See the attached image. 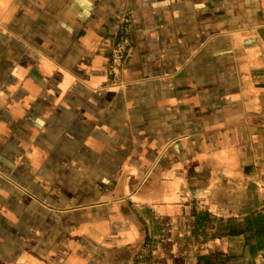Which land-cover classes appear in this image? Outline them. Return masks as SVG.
<instances>
[{
    "label": "crops",
    "instance_id": "0c3cea01",
    "mask_svg": "<svg viewBox=\"0 0 264 264\" xmlns=\"http://www.w3.org/2000/svg\"><path fill=\"white\" fill-rule=\"evenodd\" d=\"M204 258L264 264V0H0V264Z\"/></svg>",
    "mask_w": 264,
    "mask_h": 264
},
{
    "label": "built area",
    "instance_id": "2783aa9c",
    "mask_svg": "<svg viewBox=\"0 0 264 264\" xmlns=\"http://www.w3.org/2000/svg\"><path fill=\"white\" fill-rule=\"evenodd\" d=\"M128 45V39H123L122 41L118 42L113 50V56H112V61L113 65L115 67H119L124 59V55L127 49Z\"/></svg>",
    "mask_w": 264,
    "mask_h": 264
},
{
    "label": "rangeland",
    "instance_id": "374dc122",
    "mask_svg": "<svg viewBox=\"0 0 264 264\" xmlns=\"http://www.w3.org/2000/svg\"><path fill=\"white\" fill-rule=\"evenodd\" d=\"M245 251H246V249L243 248V250H242L241 248H239L238 253L241 254L242 252H245ZM221 264H226V262H223V263H221Z\"/></svg>",
    "mask_w": 264,
    "mask_h": 264
},
{
    "label": "trees",
    "instance_id": "16d2710c",
    "mask_svg": "<svg viewBox=\"0 0 264 264\" xmlns=\"http://www.w3.org/2000/svg\"><path fill=\"white\" fill-rule=\"evenodd\" d=\"M204 260H205V262H204L205 264H211V262L208 258H204Z\"/></svg>",
    "mask_w": 264,
    "mask_h": 264
}]
</instances>
